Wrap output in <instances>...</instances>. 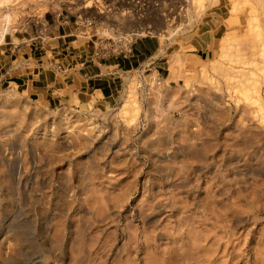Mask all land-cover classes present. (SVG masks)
<instances>
[{"label": "rangeland", "instance_id": "1", "mask_svg": "<svg viewBox=\"0 0 264 264\" xmlns=\"http://www.w3.org/2000/svg\"><path fill=\"white\" fill-rule=\"evenodd\" d=\"M40 32L124 66L107 107L0 80V264H264V0H0Z\"/></svg>", "mask_w": 264, "mask_h": 264}, {"label": "crops", "instance_id": "2", "mask_svg": "<svg viewBox=\"0 0 264 264\" xmlns=\"http://www.w3.org/2000/svg\"><path fill=\"white\" fill-rule=\"evenodd\" d=\"M52 20L53 26L48 25L46 29L48 38H65L73 34L65 30L64 34L59 33V28L65 29L67 25L62 24L58 14H53ZM44 21L48 23L46 19ZM22 32H28V28ZM40 34L8 33L4 36L5 45L0 44V80L21 87L44 107L112 105L119 92L117 74L124 66V59L121 62L101 61L85 49L48 47L47 40ZM132 48L133 56L147 59L156 57L160 44L152 38H143Z\"/></svg>", "mask_w": 264, "mask_h": 264}, {"label": "built area", "instance_id": "3", "mask_svg": "<svg viewBox=\"0 0 264 264\" xmlns=\"http://www.w3.org/2000/svg\"><path fill=\"white\" fill-rule=\"evenodd\" d=\"M115 49V48H114Z\"/></svg>", "mask_w": 264, "mask_h": 264}]
</instances>
